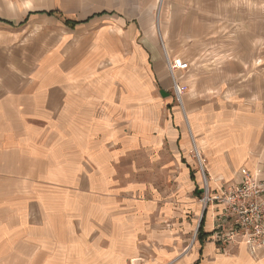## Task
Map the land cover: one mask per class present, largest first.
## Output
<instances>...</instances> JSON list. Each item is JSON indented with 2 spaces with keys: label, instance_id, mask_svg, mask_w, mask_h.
I'll use <instances>...</instances> for the list:
<instances>
[{
  "label": "rangeland",
  "instance_id": "rangeland-1",
  "mask_svg": "<svg viewBox=\"0 0 264 264\" xmlns=\"http://www.w3.org/2000/svg\"><path fill=\"white\" fill-rule=\"evenodd\" d=\"M29 10L61 13L43 15L33 32L25 31V40L34 39L45 50L54 43L55 33L65 30V19L109 10L151 32L171 59L187 60L191 70L178 75L179 82L188 86L183 107L175 97L171 76L168 92L171 108L185 118L183 131L189 150L184 154L179 140L169 143L167 138L159 147L151 145V134L156 137L159 128L151 133L152 129L133 123L130 129L136 110L139 115L145 113H141L145 101L155 97L159 86L149 78L145 66L136 72L119 66L103 84L95 82L93 88L102 90L98 98L102 102L76 121L80 128L89 118L92 127L76 130L80 134L75 135V147H105V152L97 160L91 156L89 163L80 160L78 170L71 172L79 175L0 178V201L34 205L27 208L34 216H57V227L51 220L52 230L47 226L41 233L57 232L58 251L68 255L56 256L58 264H112L113 255L118 256L116 264H192L189 260L198 249L204 190L195 145L212 189L235 182L241 169L230 177L214 172L223 161L210 159L192 126L191 132L188 102L193 109L216 115L225 125L243 94L264 102V0H0V18L20 20ZM8 31L14 35L19 30ZM12 40L16 38L11 36ZM155 117L160 126L165 113ZM215 125L221 129L218 121ZM82 136L86 145L81 143ZM114 148L119 155L108 153ZM210 217V211L206 212L205 228L212 222ZM66 220L72 222L65 225ZM129 232L137 237L132 235L130 241L120 237ZM115 236L118 240L107 239ZM125 244L132 246L131 254L118 251ZM241 247L246 248L234 245L230 249Z\"/></svg>",
  "mask_w": 264,
  "mask_h": 264
},
{
  "label": "crops",
  "instance_id": "crops-1",
  "mask_svg": "<svg viewBox=\"0 0 264 264\" xmlns=\"http://www.w3.org/2000/svg\"><path fill=\"white\" fill-rule=\"evenodd\" d=\"M49 12H55L53 16L61 14L56 10H29L20 20L0 18L11 22L0 21V178L51 177L58 173L79 175L71 172L78 170L80 160L89 163L91 156L97 160L106 148L75 147L78 140L75 135L80 134L76 130L92 127L89 118V123L83 122L80 128L76 121L102 102L98 99L102 90L93 88L95 82L103 84V79L119 66L135 72L145 66L149 78L159 86L155 97L145 101L141 111L145 113L139 115L136 110L130 129L133 123L152 129L151 133L159 128L156 137L151 134V145L159 147L166 138L169 143L171 139L175 143L179 140L185 154L189 150L183 131L185 118L176 108H171L168 92L171 79L166 67L169 54L165 46L133 19L119 12L102 10L84 18L65 19V30L60 35L55 33L54 45L45 50L34 39L25 40V36L43 21V15L51 16ZM65 21L76 25L72 28ZM9 28L19 31L11 35ZM11 36L16 40L11 42ZM235 107V113L225 125L216 115L193 109L188 102L193 132L200 138V147L209 152L210 159L223 161L213 168L217 174L230 177L241 168H247L264 177V102L243 94ZM154 113L156 116L165 113L160 126ZM216 121L221 129L216 127ZM208 136L206 141L202 139ZM217 137L222 138L217 140ZM131 138L136 141V137ZM81 140L83 144L87 142L83 136ZM115 150L108 153L119 155ZM41 163L46 165L42 167ZM186 175L188 172L183 174ZM26 205L0 201V264H58L56 256L66 255L58 251L57 232L41 233L47 226L52 230L51 220L57 227V216L31 215L27 208L32 209L34 205ZM71 222L68 220L65 225ZM211 223L206 226V233L212 231ZM121 234L125 241H130L132 235L137 237L132 232L120 233V237ZM107 239L118 240L116 236ZM126 247L118 251L125 254L134 251L132 246ZM116 258L118 256L113 255L112 264ZM190 259L192 264H264V250L253 254L241 247L219 254L212 242L203 245L198 242V249ZM108 261L111 263L110 259Z\"/></svg>",
  "mask_w": 264,
  "mask_h": 264
},
{
  "label": "built area",
  "instance_id": "built-area-1",
  "mask_svg": "<svg viewBox=\"0 0 264 264\" xmlns=\"http://www.w3.org/2000/svg\"><path fill=\"white\" fill-rule=\"evenodd\" d=\"M166 67L172 78L174 94L181 106L188 86L179 82V74L191 70L183 58L166 55ZM201 175L204 179L202 193L203 214L212 217L211 241L216 250L227 254L234 245L245 246L251 253L264 250V177L260 172L241 168L235 182L222 183L217 190L210 187L204 160L195 145ZM200 219V222L203 218Z\"/></svg>",
  "mask_w": 264,
  "mask_h": 264
},
{
  "label": "trees",
  "instance_id": "trees-1",
  "mask_svg": "<svg viewBox=\"0 0 264 264\" xmlns=\"http://www.w3.org/2000/svg\"><path fill=\"white\" fill-rule=\"evenodd\" d=\"M49 15L53 16L55 15V12H49ZM3 22L9 23L11 24V22L7 21V20H1ZM66 25L70 26V27H75L76 23L70 22V21H65ZM206 214V212H205ZM205 214L203 216V219L201 221V224L199 226V230H198V241L201 243H205L209 240V237H211L210 233H206V231L204 230L205 228Z\"/></svg>",
  "mask_w": 264,
  "mask_h": 264
},
{
  "label": "bare ground",
  "instance_id": "bare-ground-1",
  "mask_svg": "<svg viewBox=\"0 0 264 264\" xmlns=\"http://www.w3.org/2000/svg\"><path fill=\"white\" fill-rule=\"evenodd\" d=\"M160 21V20H159ZM162 39V38H161ZM186 112V111H185ZM187 123H188V126H189V128H190V130H191V132H192V128H191V125H190V121H189V119H188V121H187ZM193 133V132H192Z\"/></svg>",
  "mask_w": 264,
  "mask_h": 264
},
{
  "label": "water",
  "instance_id": "water-1",
  "mask_svg": "<svg viewBox=\"0 0 264 264\" xmlns=\"http://www.w3.org/2000/svg\"><path fill=\"white\" fill-rule=\"evenodd\" d=\"M200 226V225H199Z\"/></svg>",
  "mask_w": 264,
  "mask_h": 264
}]
</instances>
